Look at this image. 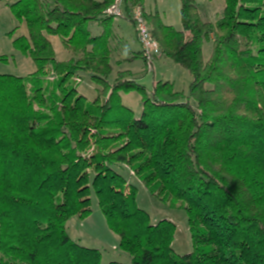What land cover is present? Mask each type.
<instances>
[{
    "label": "trees",
    "instance_id": "obj_1",
    "mask_svg": "<svg viewBox=\"0 0 264 264\" xmlns=\"http://www.w3.org/2000/svg\"><path fill=\"white\" fill-rule=\"evenodd\" d=\"M113 1L10 4L28 32L13 46L36 71L0 74V264H104L66 226L91 214L93 195L131 264H264V0H223L216 21L181 0V30L145 13L161 55L192 75L196 106L171 81L149 93L129 71L109 81L115 18L105 10ZM126 1L130 15L143 0ZM50 36L68 60L57 61ZM78 72L97 84L94 100L78 91ZM131 91L141 95L139 117L122 101ZM124 169L185 210L192 252L175 254L176 225L151 222Z\"/></svg>",
    "mask_w": 264,
    "mask_h": 264
},
{
    "label": "rangeland",
    "instance_id": "obj_2",
    "mask_svg": "<svg viewBox=\"0 0 264 264\" xmlns=\"http://www.w3.org/2000/svg\"><path fill=\"white\" fill-rule=\"evenodd\" d=\"M15 1L0 0V74L28 77L36 71V66L29 56L13 46L15 38L28 34L26 25L19 22L12 13L10 4ZM195 2L205 19L216 21L221 18L224 8L223 0H195ZM142 6L147 15L159 14L165 24L177 30L182 29L181 0H143ZM121 8L125 17L115 18L118 19L117 22L115 19L114 22L112 21L110 49L113 71L109 81H114L120 71H129L148 93L152 90L154 82L171 81L175 89L185 95V100L189 101L192 106H196L195 100L189 95V87L193 78L187 69L161 55L153 61L152 69L149 70L144 61L137 56L140 52V45L135 39L133 25L125 20L128 15L126 0H121ZM88 27L93 36L100 35L103 31L102 27L95 22H90ZM49 38L53 44L57 61H66L72 56V53L64 48L60 37L50 36ZM211 54L212 40L208 39L203 46L204 60L208 61ZM73 81L77 84L78 91L89 101L97 97L98 86L89 73L78 72ZM206 87L211 88L212 85L207 83ZM122 101L132 109L135 117L141 115V95L137 91L122 93ZM122 173L138 187L137 204L150 215L152 223L168 219L176 225L173 241L175 254L184 255L192 252L193 245L185 210L180 208L179 204L176 207H170L167 203L158 200L139 181L130 177L127 169L122 170ZM91 208L92 212L88 217L81 219L79 216H73L68 220L66 226L69 236L82 246L98 249L102 254L104 264L110 262L131 264L130 255L120 249L119 236L109 228L95 195L92 196Z\"/></svg>",
    "mask_w": 264,
    "mask_h": 264
},
{
    "label": "built area",
    "instance_id": "obj_3",
    "mask_svg": "<svg viewBox=\"0 0 264 264\" xmlns=\"http://www.w3.org/2000/svg\"><path fill=\"white\" fill-rule=\"evenodd\" d=\"M105 14L114 18L125 17L121 8V0H115L110 6H108L105 10ZM129 17L135 26L137 39L141 45L143 59L150 70L152 69L153 61L161 55V46L153 36L151 26L146 19L142 5L137 4L133 6Z\"/></svg>",
    "mask_w": 264,
    "mask_h": 264
},
{
    "label": "crops",
    "instance_id": "obj_4",
    "mask_svg": "<svg viewBox=\"0 0 264 264\" xmlns=\"http://www.w3.org/2000/svg\"><path fill=\"white\" fill-rule=\"evenodd\" d=\"M125 20L126 21H129L130 23H131V25H133V29H134V33H135V39H136V41H137V43L140 45V43H139V41H138V39H137V34H136V31H135V26H134V24H133V21L131 20V18L129 17V14L127 15V18H125ZM118 21V19H115V22H117ZM114 22V21H113ZM97 24V23H96ZM98 25V24H97ZM98 26H100V25H98ZM101 27V26H100ZM140 52H141V45H140ZM139 52V53H140ZM140 56V58L144 61V59L141 57V55H139ZM161 57V55L160 56H158L157 58H160ZM156 58V59H157ZM144 63H145V61H144ZM145 65H146V63H145ZM154 84V83H153Z\"/></svg>",
    "mask_w": 264,
    "mask_h": 264
}]
</instances>
